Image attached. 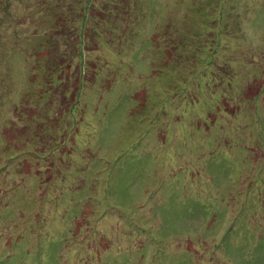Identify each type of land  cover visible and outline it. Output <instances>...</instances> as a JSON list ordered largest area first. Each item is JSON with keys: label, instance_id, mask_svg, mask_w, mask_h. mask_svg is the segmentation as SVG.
<instances>
[{"label": "rangeland", "instance_id": "rangeland-1", "mask_svg": "<svg viewBox=\"0 0 264 264\" xmlns=\"http://www.w3.org/2000/svg\"><path fill=\"white\" fill-rule=\"evenodd\" d=\"M0 264H264V0H0Z\"/></svg>", "mask_w": 264, "mask_h": 264}, {"label": "bare ground", "instance_id": "bare-ground-1", "mask_svg": "<svg viewBox=\"0 0 264 264\" xmlns=\"http://www.w3.org/2000/svg\"><path fill=\"white\" fill-rule=\"evenodd\" d=\"M28 258H30V257H28ZM26 260V259H25Z\"/></svg>", "mask_w": 264, "mask_h": 264}]
</instances>
